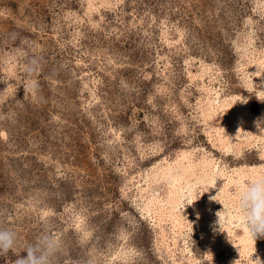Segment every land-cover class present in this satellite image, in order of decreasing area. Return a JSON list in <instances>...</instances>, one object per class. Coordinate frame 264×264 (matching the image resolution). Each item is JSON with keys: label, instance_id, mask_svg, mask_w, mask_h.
<instances>
[{"label": "rangeland", "instance_id": "obj_1", "mask_svg": "<svg viewBox=\"0 0 264 264\" xmlns=\"http://www.w3.org/2000/svg\"><path fill=\"white\" fill-rule=\"evenodd\" d=\"M233 102L241 140L216 144ZM263 112L264 0H0V229L17 237L0 264L42 234L61 240L52 264H264V239L250 258L240 225L209 223L234 210L226 179L211 214L184 199L180 229L154 179L184 153L264 167Z\"/></svg>", "mask_w": 264, "mask_h": 264}, {"label": "bare ground", "instance_id": "obj_2", "mask_svg": "<svg viewBox=\"0 0 264 264\" xmlns=\"http://www.w3.org/2000/svg\"><path fill=\"white\" fill-rule=\"evenodd\" d=\"M217 98H218V95H216L214 98L208 101L210 102V105H211L210 106L211 109L207 108V110H211L210 111L211 113H207L208 117H211V115L214 114L219 109L218 105L213 106L216 103ZM229 112H230L231 119L233 120V124L235 126L232 127V129L229 131L223 130V128H220L218 131L216 130V133L214 134L216 136L215 137L216 139H214L215 141L214 143L216 144H220L222 141H226L225 139L227 140L230 139L234 141L241 140L242 133L240 132L243 126L246 125L242 120L243 118L242 114L245 113L244 108L243 106L233 102L229 106ZM260 118H261V123H262L260 126L264 128V112L260 115ZM220 134H224L223 137H221ZM187 157L188 159H186L187 160L186 163L185 162L181 163L182 161L181 159H179L177 160V162L175 161L173 164H168L165 167H163L161 169V172L154 173V176H155L154 179L158 180V179L165 178L169 181V186L171 187L172 191L169 197L170 199H169L168 212H169V217L172 219V221L174 223L175 222L177 223V224L173 223V226L180 229L179 227L184 225L183 224L184 222L182 221L181 207L180 209L178 208L179 206H181V204L184 203V199H187V203L189 204L191 209L197 213L199 219L204 217L206 213H210V211H212L211 208L214 205L213 203L214 201L212 197L213 196L212 184L214 180H216L218 177H221V178L226 179V183L220 192L221 197H222L220 200L222 201V204L224 206H226L227 208L233 207L234 210L229 209L228 210L229 212L227 211L228 217L227 216L223 217L222 215V217H218L215 220L214 218L213 220L211 219L209 223H213L214 227L212 229L214 230L217 226L221 225L220 227H223V229L230 231V232L233 231L231 230V226L240 225L244 229L243 235L241 237V243L243 244V248H245V250L249 249L250 246L252 245L251 240L246 233V229L239 222V215L236 211L235 204L231 203L233 199L235 200V194H232L227 189L228 188L227 185L234 183L235 180L239 179L240 176L246 175L245 171L247 169L238 168V169H234L235 175L227 174L225 167H220L221 165L217 164V162L214 161L212 158H206V159L204 158L203 160H201V163L199 164L201 167L195 168L196 162L192 159H189L190 158L189 155H187V153H184L183 158H187ZM260 168L264 169V167H260L259 165L250 166L248 168V172L251 173L253 171H260ZM197 169H199V173L196 172ZM187 177H194L195 180L191 182V180L188 179ZM198 182L201 184H204V191H205L204 195H205V200H206V203L204 205H199L197 204V201H193L194 199H196L195 190H197L196 187H197ZM193 193H195V195H193ZM152 198L154 199L153 196ZM147 207L149 208V206ZM226 219L228 221H225Z\"/></svg>", "mask_w": 264, "mask_h": 264}, {"label": "clouds", "instance_id": "obj_3", "mask_svg": "<svg viewBox=\"0 0 264 264\" xmlns=\"http://www.w3.org/2000/svg\"><path fill=\"white\" fill-rule=\"evenodd\" d=\"M232 189L235 193V208L239 222L246 229L255 249L256 240L264 239V171H253L240 176L235 180ZM196 200L198 199L193 201ZM16 239L14 231L0 229V255L12 250L16 246ZM60 248L61 240L58 237L42 234L34 244L26 246L24 252L27 255L19 257L15 264H52V258ZM255 251L256 249L251 253L250 258ZM259 264H262L260 259Z\"/></svg>", "mask_w": 264, "mask_h": 264}]
</instances>
